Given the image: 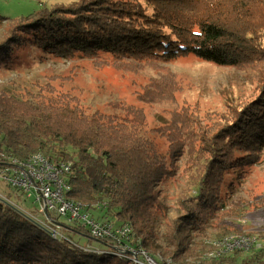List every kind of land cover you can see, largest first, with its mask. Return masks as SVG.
<instances>
[{"label":"trees","instance_id":"16d2710c","mask_svg":"<svg viewBox=\"0 0 264 264\" xmlns=\"http://www.w3.org/2000/svg\"><path fill=\"white\" fill-rule=\"evenodd\" d=\"M2 19L0 15V24ZM28 46L67 59L108 52L116 58L168 62L194 55L219 66L252 64L264 61V0L56 4L12 21L0 41V69L13 67L16 54ZM258 102L233 108L212 125L188 115L176 118L164 154L145 130V115L133 106L121 107L123 114L89 112L79 98L50 83L28 99L2 91L0 163L4 157L25 159L40 152L52 164H69L71 196L105 211L116 225L132 226L137 251L150 246L163 216L159 185L174 178V164L187 152L195 196L181 201L182 214L165 235L173 246L169 260L179 264L190 236L201 233L224 209L226 174L244 164L237 154L262 135L264 98ZM70 228L89 242L97 241L81 227ZM98 242L114 249L105 240ZM86 246L54 239L0 199V264H135L113 250L91 252ZM237 251L196 264H264V246L244 259Z\"/></svg>","mask_w":264,"mask_h":264},{"label":"rangeland","instance_id":"374dc122","mask_svg":"<svg viewBox=\"0 0 264 264\" xmlns=\"http://www.w3.org/2000/svg\"><path fill=\"white\" fill-rule=\"evenodd\" d=\"M76 1L0 0V15L4 17L0 24V41L12 21L56 4L68 5ZM263 81L264 61L219 66L194 55L165 62L154 58H116L108 52L79 53L67 59L33 46L16 54L13 67L0 69V92L21 99L32 97L40 86L50 83L57 91L79 98L89 112L123 114L121 107H135L145 115V130L164 154L170 145L169 129L176 118L188 115L212 125L233 108L258 104V100L264 98ZM261 134L259 140L251 141L245 151L237 154L243 157L244 164L226 174L221 189L224 209L201 233L190 236L188 251L180 256L179 264L209 261L236 250L244 259L254 249L264 246V130ZM188 160L187 152L177 158L174 178L159 185L164 213L155 225V237L150 246H142L143 256H139L142 262L153 257L156 262L174 264L169 260L173 246L165 235L171 222L182 214L181 201L192 200L195 196L193 170ZM0 194L22 210L38 214L36 198L15 197L14 189L3 179H0ZM104 212L100 208L90 211L97 221L111 222ZM63 222V219L58 221ZM50 226L57 227L55 223ZM60 231L80 246L105 250L104 244L89 242L88 238L68 228Z\"/></svg>","mask_w":264,"mask_h":264},{"label":"built area","instance_id":"2783aa9c","mask_svg":"<svg viewBox=\"0 0 264 264\" xmlns=\"http://www.w3.org/2000/svg\"><path fill=\"white\" fill-rule=\"evenodd\" d=\"M0 163V179L14 189L15 197H35L39 207L38 214L27 212L16 206L2 194L0 199L15 209H19L25 215L43 227L54 239L70 242L60 231L62 228L81 227L87 230L94 240H105L114 246V249L105 247V251L113 250L123 257H130L135 264H157L152 258L142 262L139 256H143L142 249L133 250V230L129 224L116 225L111 222L97 221L90 213L92 207L89 204L71 196L70 184L71 167L67 163L52 164L42 153H35L25 159L13 156L4 157ZM40 216L45 217L44 220ZM63 219V224L58 223ZM55 223L53 229L50 224ZM67 226V227H66ZM73 231V230H72ZM87 251L101 252L85 247Z\"/></svg>","mask_w":264,"mask_h":264},{"label":"water","instance_id":"95a60500","mask_svg":"<svg viewBox=\"0 0 264 264\" xmlns=\"http://www.w3.org/2000/svg\"><path fill=\"white\" fill-rule=\"evenodd\" d=\"M21 214H23V215H25V213L23 212V211H21V210H19V209H17ZM26 216V215H25ZM27 217V216H26ZM30 219V218H29ZM31 220V219H30ZM33 221V220H32ZM34 222V221H33ZM34 223H36V222H34ZM37 224V223H36ZM40 228H42L43 229V227L42 226H40L39 224H37ZM44 230V229H43ZM69 243H71V244H74V245H77V246H80V245H78V244H76V243H74V242H72V241H70ZM81 248H82V245L80 246Z\"/></svg>","mask_w":264,"mask_h":264}]
</instances>
